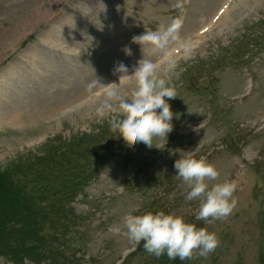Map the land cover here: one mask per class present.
Segmentation results:
<instances>
[{
	"label": "rangeland",
	"instance_id": "1",
	"mask_svg": "<svg viewBox=\"0 0 264 264\" xmlns=\"http://www.w3.org/2000/svg\"><path fill=\"white\" fill-rule=\"evenodd\" d=\"M174 21L165 43L148 38ZM143 57L177 94L173 131L153 147L118 137L115 113L97 116L114 67ZM0 91V171L26 164L31 178L65 149L92 176L67 205L75 264H138L145 250L135 255L124 219L148 211L217 234L216 250L188 264L264 263V0H0ZM188 155L218 168L212 183L237 184L227 218L196 220L173 167Z\"/></svg>",
	"mask_w": 264,
	"mask_h": 264
},
{
	"label": "clouds",
	"instance_id": "2",
	"mask_svg": "<svg viewBox=\"0 0 264 264\" xmlns=\"http://www.w3.org/2000/svg\"><path fill=\"white\" fill-rule=\"evenodd\" d=\"M179 27L180 22L174 21L162 35L148 38L163 44ZM169 63L171 72L172 62ZM159 69L158 62L144 57L131 70L120 62L113 69L119 82L106 84L105 99L97 108V116L103 120L109 113H115L109 120L111 129L118 131V137L126 142L153 147V138H168L173 131L175 113L169 101L177 97L176 89L171 75H161ZM121 82L133 85L130 91H121L118 87ZM173 167L185 189V200L199 202L196 220L210 223L233 213L237 205L234 198L237 184L227 180L212 183L220 176L213 163L188 155L175 160ZM124 227L131 243L143 242L144 250L156 258L166 255L170 260L184 261L197 253L207 257L220 244L215 232L186 221L182 215L164 211L129 214L124 219Z\"/></svg>",
	"mask_w": 264,
	"mask_h": 264
},
{
	"label": "trees",
	"instance_id": "3",
	"mask_svg": "<svg viewBox=\"0 0 264 264\" xmlns=\"http://www.w3.org/2000/svg\"><path fill=\"white\" fill-rule=\"evenodd\" d=\"M54 142L62 140L56 138ZM58 152L51 166L41 173L36 171L31 178L26 164L0 171V257L8 264H75L71 241L76 239L69 238L77 226L67 205L73 192L83 188L79 178L86 182L92 176L84 177L85 165L74 163L65 149ZM63 161L68 164L67 174L61 166ZM260 175L264 178V171ZM137 253L143 254V242L135 249ZM138 264H188V259L170 260L166 255L156 258L145 251Z\"/></svg>",
	"mask_w": 264,
	"mask_h": 264
},
{
	"label": "bare ground",
	"instance_id": "4",
	"mask_svg": "<svg viewBox=\"0 0 264 264\" xmlns=\"http://www.w3.org/2000/svg\"><path fill=\"white\" fill-rule=\"evenodd\" d=\"M205 26V25H204ZM203 29L199 30V32H201ZM190 41V40H189ZM173 51L172 52H169V54H172L173 55ZM163 56V55H162ZM160 60V58H158ZM162 59H165V58H162ZM159 62V61H158ZM160 63V62H159ZM162 63V62H161ZM11 73V72H10ZM1 92V91H0ZM4 95V94H3Z\"/></svg>",
	"mask_w": 264,
	"mask_h": 264
}]
</instances>
